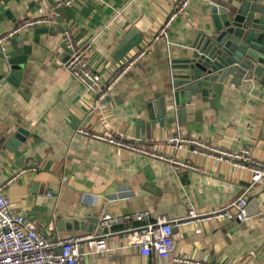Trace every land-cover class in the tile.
I'll use <instances>...</instances> for the list:
<instances>
[{
    "label": "crops",
    "instance_id": "crops-1",
    "mask_svg": "<svg viewBox=\"0 0 264 264\" xmlns=\"http://www.w3.org/2000/svg\"><path fill=\"white\" fill-rule=\"evenodd\" d=\"M236 1L264 7V0H191L167 36L155 40L171 0H77L68 7L58 0H2L0 37L27 18L48 16L52 21L19 35L31 47V59L19 66L22 74L16 86L7 80L12 40L0 52V186L20 169L37 167V172L3 188L15 211L50 238L106 235L108 250L89 254L82 248V264H180L174 257L209 264H264V187L259 185L247 194L248 218L242 223L174 227V251L167 259L141 257L138 248L128 244L126 233L139 228L140 222L112 224L107 233L96 232L104 208L113 216L147 211L175 220L185 218L190 208H222L243 194L249 185L247 170L187 150L174 153L165 140L177 131L220 149L248 148L255 159L264 161V72L238 85L228 78L223 85L214 84L207 97L193 96L181 125L172 111L167 123L151 129L149 138L144 129L141 136L135 128L136 121L146 119L149 103L170 95L171 62L183 57L197 33L206 30L211 8ZM132 31L141 39L121 56L118 45ZM67 32L76 44L91 42L89 65L104 81L123 61L144 47L148 50L116 82L104 103L94 107V96L63 67L69 52ZM78 128L132 139L137 134V140L151 149L196 169L177 172L165 162L77 135Z\"/></svg>",
    "mask_w": 264,
    "mask_h": 264
},
{
    "label": "built area",
    "instance_id": "built-area-1",
    "mask_svg": "<svg viewBox=\"0 0 264 264\" xmlns=\"http://www.w3.org/2000/svg\"><path fill=\"white\" fill-rule=\"evenodd\" d=\"M74 1L77 0H58L59 4L65 7H68ZM1 2L2 0H0V4ZM190 2L191 0H171L170 11L161 26L156 30L155 40L167 36L171 24L184 14ZM51 24V18L48 16L24 19L13 30L0 37V52L7 41L19 36L23 31L48 27ZM65 40L69 52L63 67L71 74L76 83L83 86L87 93L94 96V107L104 103L116 82L130 71L148 50V47H144L131 58L123 61L113 76L104 81L89 65V55L92 51L91 42L83 45L76 44L68 32L65 33ZM76 134L103 142L123 152L165 162L177 172L196 169L187 161L160 154L151 149L149 145H146V142L141 143V141L127 137L122 133H102L99 130L89 131L78 128ZM165 143L172 148L174 153L187 150L190 155L245 169L250 174L249 185L240 197L226 206L209 211L190 208L187 216L182 219L168 220L164 216H153L147 211L113 216L107 211V208H104L98 223L100 228L130 221L142 224L137 229L129 230L126 233V240L129 245L137 247L139 255L145 258L153 255L159 259H167L173 255L174 243L172 237L174 227L208 221L235 223L246 221L248 218V192L256 185L264 187V161L255 159L248 148L236 151L220 149L207 141L186 136L181 131L169 135ZM35 172H37L36 166L22 168L5 185L12 184L20 176ZM5 185L0 186V264H82L83 254L80 252L82 248L89 254L103 253L108 250L106 235H73L66 239L47 237L32 222L15 211L4 195L3 188ZM253 258L254 253H251L249 255L250 261ZM174 262L180 264H209L202 259L193 260L182 257H174Z\"/></svg>",
    "mask_w": 264,
    "mask_h": 264
},
{
    "label": "water",
    "instance_id": "water-1",
    "mask_svg": "<svg viewBox=\"0 0 264 264\" xmlns=\"http://www.w3.org/2000/svg\"><path fill=\"white\" fill-rule=\"evenodd\" d=\"M47 30L40 29L43 33ZM133 35L134 31L119 43V55L124 56L129 49L138 45L141 36ZM33 43H37L36 38ZM11 46L12 52L6 65L12 71L8 73L7 80L16 86L22 74L19 66L31 59V47L24 45L22 36L12 39ZM263 72L264 7L248 1L214 5L206 30L197 33L183 57L171 62L170 95L149 103L146 119L136 121L135 128L140 130L141 136L144 129V136L149 138L151 129L156 124L162 126L167 123L168 114L172 111L177 124L181 125L185 118V106L193 96L200 94L207 97L214 84L223 85L228 78L231 84L238 85L242 80L259 79ZM18 133L23 134L21 130ZM139 135L136 134V139ZM14 137L19 139L17 135ZM92 223L97 221L93 219ZM92 231L93 224L87 227L88 233ZM96 232L107 233V229L98 227Z\"/></svg>",
    "mask_w": 264,
    "mask_h": 264
}]
</instances>
